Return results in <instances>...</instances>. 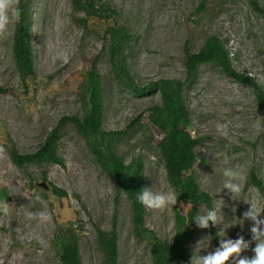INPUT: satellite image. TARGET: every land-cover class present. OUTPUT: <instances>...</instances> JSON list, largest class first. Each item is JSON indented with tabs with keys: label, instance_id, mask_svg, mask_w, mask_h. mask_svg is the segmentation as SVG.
<instances>
[{
	"label": "rangeland",
	"instance_id": "obj_1",
	"mask_svg": "<svg viewBox=\"0 0 264 264\" xmlns=\"http://www.w3.org/2000/svg\"><path fill=\"white\" fill-rule=\"evenodd\" d=\"M106 1L116 16L108 21L88 18L83 25L79 21L83 14L73 12L70 0H32L34 77L26 81V88L12 60L14 23L0 36V87L6 89L0 94V148L4 149L0 152V201L10 205L7 215L0 211V264H60L57 253L61 238L76 242L82 264H101L95 229L110 230L114 215L117 264H151L153 238L172 240L174 207L164 212L145 208L144 226L151 235L143 241L133 238L126 200L120 197L115 202L111 181L94 163L85 141L71 125L63 128L59 142V153L66 161L64 169L30 165L21 170L8 155L7 141L21 154L32 153L61 116H81L76 87L82 72L97 57L104 90L102 129L126 130L116 146L117 154L125 164L134 157L142 159L146 187L172 190L153 143L159 134L145 119L147 109L159 104V95H134L113 81L105 49V31L111 25L124 26L132 34L128 70L140 86L159 79L183 81L184 48L195 53L208 36L214 35L224 42L232 67L253 78L264 91V0H257L263 12L247 0ZM61 50L68 52L67 64L55 58ZM184 97L189 131L200 140L190 174L199 189L210 196L211 210L215 208L221 218L222 224L215 226L217 234L223 238V233H218L223 230L226 239L243 235L251 241V221L241 225L239 220L249 208L246 202L253 195L249 188L258 189L250 173L253 171L264 185V132L258 134L253 127L264 115L257 110L250 87L213 65L196 70ZM260 123L264 126V121ZM227 167H239L246 176L243 192L233 199L223 187ZM42 172H46L48 182L66 192V198L54 200L41 179ZM34 193L46 195L43 205L37 202L30 206ZM259 197L264 202L260 191ZM181 202L177 209L187 211ZM38 210H47L52 222L38 225L27 219L29 211ZM206 212L201 207L197 216ZM254 247L252 242L241 255L252 257ZM187 248L184 264H191L193 256L214 251L208 229L195 223Z\"/></svg>",
	"mask_w": 264,
	"mask_h": 264
},
{
	"label": "trees",
	"instance_id": "obj_2",
	"mask_svg": "<svg viewBox=\"0 0 264 264\" xmlns=\"http://www.w3.org/2000/svg\"><path fill=\"white\" fill-rule=\"evenodd\" d=\"M258 12H263L257 0H247ZM32 0H19L21 18L14 23L11 35V53L19 79L26 88V81L34 77L33 48L31 39L30 7ZM74 13L83 14L79 21L86 25L88 18L108 21L116 16L106 0H70ZM201 8V7H200ZM106 56L113 81L123 90L134 95L158 93L159 104L147 109L149 126L159 137L153 143L165 170L168 185L178 196L173 208V236L171 242L153 238L149 254L151 264H184L188 244L193 235L195 219L201 207L211 210L210 196L201 191L190 171L195 163V147L200 140L190 131V116L185 104L184 90L193 80L196 70L203 65L217 67L225 76L250 87L257 110L264 115V91L257 82L245 74L238 73L231 65L224 42L218 37L208 36L195 53L184 48V68L186 77L183 81L159 79L144 86L138 85L128 70V48L132 34L128 28L111 25L105 31ZM6 91L0 87V94ZM103 85L97 68V57L92 59L87 70L83 71L76 87V94L81 104L82 114L64 115L47 134L41 145L32 153H19L10 141L7 151L10 161L18 169L33 165L36 167L59 164L66 167L65 159L59 153V142L64 127L71 125L85 141L94 163L111 181L115 193V202L123 197L130 210V226L133 238L143 241L151 233L145 228V208L136 200V193L146 187L144 163L140 157H134L128 164L117 154L116 146L125 131H105L102 129L104 114ZM140 118V117H139ZM136 122V121H135ZM138 122V121H137ZM130 128V127H129ZM249 178L264 195V185L252 171ZM42 181L49 188L54 200L66 198V192L47 181L46 172H42ZM126 192L125 196L123 193ZM46 198V195H40ZM184 203L187 211L178 210V203ZM182 209V208H181ZM214 249L219 246L220 237L215 227L208 228ZM95 243L102 256L101 264H117V217H112L111 229H95ZM57 253L60 264H82L77 244L68 238L59 239ZM231 264V263H230Z\"/></svg>",
	"mask_w": 264,
	"mask_h": 264
},
{
	"label": "clouds",
	"instance_id": "obj_3",
	"mask_svg": "<svg viewBox=\"0 0 264 264\" xmlns=\"http://www.w3.org/2000/svg\"><path fill=\"white\" fill-rule=\"evenodd\" d=\"M20 18L19 0H0V36L6 35L9 26L13 23H19ZM55 58L64 64H67L70 59L68 52L65 50L59 51ZM249 74L253 76L252 73ZM260 121H264V119L259 118L253 125L258 134L264 132V126L261 125ZM3 151L4 149L0 148V152ZM53 167L59 169L60 165L56 164ZM223 176L225 177L223 187L231 194V198L240 196L246 181L242 169L227 167L223 171ZM249 192L253 194L246 202L249 208L243 213V220L239 221H241V225L244 221H251V241L245 240L243 235H239L236 239H226L225 232L221 230L218 233H223V238L220 239L219 246L205 256H193L191 264H230V262H234V264H264V219L261 218V215L264 214V202H261L258 189L252 187L249 188ZM123 194L127 195L126 192ZM136 200L148 210L164 212L177 205L178 196L175 190L154 191L144 187L136 193ZM30 201V206L37 202L41 205L44 204L38 193H34ZM9 210L10 205L6 201H0V211L7 215ZM27 219L36 222L38 225L52 222V216L47 210L29 211ZM195 223L201 229H208L210 226L215 227L222 224L215 208L207 211L206 214L197 216ZM252 242L255 243V247L252 249L254 255L250 258L242 256L241 254L250 248Z\"/></svg>",
	"mask_w": 264,
	"mask_h": 264
}]
</instances>
